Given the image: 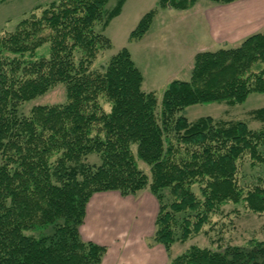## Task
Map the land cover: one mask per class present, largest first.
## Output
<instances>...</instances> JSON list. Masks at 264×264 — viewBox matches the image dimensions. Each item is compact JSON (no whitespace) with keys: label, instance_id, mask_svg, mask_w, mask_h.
<instances>
[{"label":"trees","instance_id":"obj_1","mask_svg":"<svg viewBox=\"0 0 264 264\" xmlns=\"http://www.w3.org/2000/svg\"><path fill=\"white\" fill-rule=\"evenodd\" d=\"M108 1H54L0 34V264H101L105 246L79 233L96 193L149 190L158 205L150 245L168 256L174 244L211 229L228 204L264 214V180L244 193L236 181L244 157L264 164V108L249 114L258 129L241 120L189 122L182 114L194 105L236 106L264 94V33L197 53L189 81L169 82L158 101L142 90V74L125 48L92 69L110 47L97 27L105 29L126 0L105 15ZM198 1L158 5L186 11ZM154 14L141 17L130 40L142 38ZM59 84L64 103L20 112ZM167 264H264V241L217 250L192 245Z\"/></svg>","mask_w":264,"mask_h":264},{"label":"rangeland","instance_id":"obj_2","mask_svg":"<svg viewBox=\"0 0 264 264\" xmlns=\"http://www.w3.org/2000/svg\"><path fill=\"white\" fill-rule=\"evenodd\" d=\"M58 0H6L0 3V34L11 32L23 18L27 17L35 8L45 7ZM118 0H109L104 8V14L111 11ZM159 0H126L120 14L111 19L105 29L98 31L110 42V47L102 51L96 58L92 69L100 70L109 59L122 49H127L132 55L136 67L141 72L144 84L142 90L153 92L158 101L169 79L174 73L175 65L179 62L172 60L177 48H193L195 45L207 44L208 35L205 27L201 25L199 17L189 14L192 11H178L169 7H160ZM209 0H199L198 4L208 3ZM150 11H155L149 31L145 35L149 40V47L142 50L141 38L130 40V33L135 29L141 17ZM189 14V15H188ZM188 15V16H187ZM187 16V17H186ZM175 28V29H174ZM174 31L177 33L174 41ZM146 40L143 45L145 46ZM48 45L39 52L46 53ZM193 63L191 65L192 69ZM191 70H182L179 77L183 81H189ZM65 101V89L59 84L45 95L26 102L20 107V112L27 114L33 106L61 104ZM108 109V106H104ZM264 108V94L252 93L246 101L236 106H228L225 103L199 104L186 108L182 114L189 122L200 118L210 117L214 120H241L252 129H258L262 125L250 120V112ZM264 153V148H261ZM95 156L91 155L90 157ZM142 171L148 173V168L139 162ZM236 181L243 189L257 185L264 180V164L251 165L248 157L238 162ZM264 186V182H261ZM152 194L145 189L136 193L138 197ZM204 228V232L186 244L176 243L172 246L170 256L165 254L162 264H167L173 257L183 253L188 247L195 245L201 248L217 250L219 246L235 245L248 246L249 241H264V214H254L248 211L242 204H228L222 209V214L212 218L214 223ZM151 239H148L150 243ZM157 245V244H156Z\"/></svg>","mask_w":264,"mask_h":264},{"label":"crops","instance_id":"obj_3","mask_svg":"<svg viewBox=\"0 0 264 264\" xmlns=\"http://www.w3.org/2000/svg\"><path fill=\"white\" fill-rule=\"evenodd\" d=\"M198 2L186 11L199 17L208 42L190 49L177 48L172 60L179 63L174 66L175 71L169 75L166 84L183 81L179 75L185 68L191 70L197 53L234 48L246 38L264 33V0H237L229 4L208 1L201 5ZM147 32L141 38L142 50L150 48L149 40L144 39ZM175 36L174 31V41L178 43ZM157 208L155 198L147 192L141 198L138 195L122 197L116 192L96 193L86 206L80 236L84 241L105 246L101 264H162L166 254L164 249L148 242L154 233Z\"/></svg>","mask_w":264,"mask_h":264}]
</instances>
